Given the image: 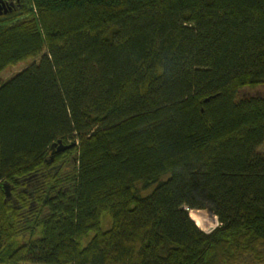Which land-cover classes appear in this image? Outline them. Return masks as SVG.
<instances>
[{
    "label": "trees",
    "instance_id": "1",
    "mask_svg": "<svg viewBox=\"0 0 264 264\" xmlns=\"http://www.w3.org/2000/svg\"><path fill=\"white\" fill-rule=\"evenodd\" d=\"M0 1V264L264 263V0Z\"/></svg>",
    "mask_w": 264,
    "mask_h": 264
},
{
    "label": "rangeland",
    "instance_id": "2",
    "mask_svg": "<svg viewBox=\"0 0 264 264\" xmlns=\"http://www.w3.org/2000/svg\"><path fill=\"white\" fill-rule=\"evenodd\" d=\"M31 63H32V61H29V62H26V63H21V64H19L17 66H12V67L7 68L0 76L1 82L4 83V82L9 81L16 74L22 72L24 69L29 67L31 65ZM245 93L247 94V96H264V88H261V89H258V90H256V89L255 90H249V91H247ZM259 153L264 154V144L260 147ZM52 167L54 169H57V168L61 167V165L57 164V165H53ZM192 213L193 212H190V217L195 221V223L197 224V226L200 229H201V227L198 225L199 222H200V225L202 226V224H203L202 220L205 219L204 222L206 223V221H207V223L205 224V228H206V225L209 223V219H214L213 218L214 214H212V212H210L209 210L200 211L199 213H197V212H194L193 214ZM103 228L105 230H109L111 228V221H110V217L108 215H105V217L103 219Z\"/></svg>",
    "mask_w": 264,
    "mask_h": 264
},
{
    "label": "water",
    "instance_id": "3",
    "mask_svg": "<svg viewBox=\"0 0 264 264\" xmlns=\"http://www.w3.org/2000/svg\"><path fill=\"white\" fill-rule=\"evenodd\" d=\"M0 3H3V2L0 1ZM11 5L14 6L13 3H11ZM4 8H5V5H4ZM1 9H2V6L0 7V11H1ZM74 146H75V144H71L69 146H65L62 141H59V143L54 144L52 146V151H53L52 159L55 158V155L56 154L63 153L65 151L73 148ZM4 189H5V193H6L7 200L8 199H11L12 195H11V188H10V186L8 184H4Z\"/></svg>",
    "mask_w": 264,
    "mask_h": 264
},
{
    "label": "built area",
    "instance_id": "4",
    "mask_svg": "<svg viewBox=\"0 0 264 264\" xmlns=\"http://www.w3.org/2000/svg\"><path fill=\"white\" fill-rule=\"evenodd\" d=\"M215 216V215H214ZM213 216V218L214 219H209V222H210V224L208 223L206 226L208 227V229L207 228H205L204 227V225L202 224V226L200 225V222L198 223V225L201 227V229H202V231L204 232V233H206V234H211L212 232H214L219 226H220V223H219V221H218V218L215 216L214 217ZM205 220V219H204ZM203 220V221H204Z\"/></svg>",
    "mask_w": 264,
    "mask_h": 264
},
{
    "label": "flooded vegetation",
    "instance_id": "5",
    "mask_svg": "<svg viewBox=\"0 0 264 264\" xmlns=\"http://www.w3.org/2000/svg\"><path fill=\"white\" fill-rule=\"evenodd\" d=\"M53 161H54V159H52V157H51V161L49 163L53 164ZM60 168L61 167L57 168V170H59ZM52 170H55V169L53 168Z\"/></svg>",
    "mask_w": 264,
    "mask_h": 264
},
{
    "label": "bare ground",
    "instance_id": "6",
    "mask_svg": "<svg viewBox=\"0 0 264 264\" xmlns=\"http://www.w3.org/2000/svg\"><path fill=\"white\" fill-rule=\"evenodd\" d=\"M202 222H203V225H204V227H205V224L207 223V221H206V223L202 220ZM209 224H210V222H209ZM206 228L208 229V227L206 226Z\"/></svg>",
    "mask_w": 264,
    "mask_h": 264
}]
</instances>
